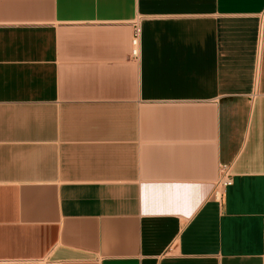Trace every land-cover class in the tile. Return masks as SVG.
<instances>
[{
    "label": "crops",
    "instance_id": "crops-1",
    "mask_svg": "<svg viewBox=\"0 0 264 264\" xmlns=\"http://www.w3.org/2000/svg\"><path fill=\"white\" fill-rule=\"evenodd\" d=\"M0 264H264V0H0Z\"/></svg>",
    "mask_w": 264,
    "mask_h": 264
},
{
    "label": "built area",
    "instance_id": "built-area-1",
    "mask_svg": "<svg viewBox=\"0 0 264 264\" xmlns=\"http://www.w3.org/2000/svg\"><path fill=\"white\" fill-rule=\"evenodd\" d=\"M139 31L134 26L132 27L131 38H130V51L129 58L136 61L139 58ZM232 180L229 174L227 166L219 167V175L217 181L214 183L213 190L211 193V199L215 202H219L225 191L231 187Z\"/></svg>",
    "mask_w": 264,
    "mask_h": 264
}]
</instances>
